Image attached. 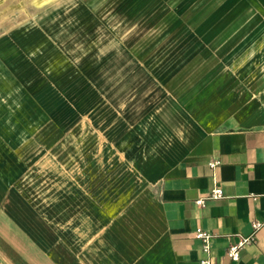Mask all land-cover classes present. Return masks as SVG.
<instances>
[{"label": "crops", "instance_id": "0c3cea01", "mask_svg": "<svg viewBox=\"0 0 264 264\" xmlns=\"http://www.w3.org/2000/svg\"><path fill=\"white\" fill-rule=\"evenodd\" d=\"M14 2L22 7L25 0H0V21ZM68 2L52 3L33 22L0 36V43H7L3 52L13 44L15 51L24 53L13 56V61H26L20 74L0 53L19 78L32 80L36 68L58 62V42L47 38L42 21L64 16V33L71 36L75 10L65 7ZM250 3L252 7L243 9L226 28L215 34L202 30L201 36L215 37L210 45L218 56L203 54L201 60L189 61L174 80H162L152 109L136 115L138 121L130 130H120L125 134L121 140L100 143L98 156L90 158L95 160V178L83 173L80 204L71 203L75 192L69 191L66 220H52L50 240L38 243L42 248L35 264H200L197 227L213 234V264H264V227L255 242L241 249L238 260L226 254L238 234L251 232L253 219H264V0ZM55 23L49 34L59 38L64 33L54 32ZM75 23L88 37L90 16L84 14ZM74 43L61 41L67 52ZM87 63L84 68L91 69ZM59 74L54 71L52 77L70 83L75 79L71 69ZM250 80H256L252 85L261 91L254 98ZM86 95L84 91L81 97ZM131 116L134 120L135 114ZM213 161L216 164L210 166ZM214 186L222 189V197L203 206L195 203Z\"/></svg>", "mask_w": 264, "mask_h": 264}, {"label": "rangeland", "instance_id": "374dc122", "mask_svg": "<svg viewBox=\"0 0 264 264\" xmlns=\"http://www.w3.org/2000/svg\"><path fill=\"white\" fill-rule=\"evenodd\" d=\"M56 1L36 5L25 0L22 7L14 2L0 21V36L33 22ZM209 1L71 0L64 5L75 10L71 36L64 33V16L42 21L47 38L58 42V62L39 66L31 80L19 78L0 58V264H35L38 243L50 240L52 220H66L69 191L75 192L71 203L80 204L83 173L95 178L90 158L98 156L100 143L121 140L120 130H130L136 115L152 109L162 80H174L203 54L218 56L210 45L215 37L201 36L202 30L215 34L252 7L250 0H218L213 6ZM84 14L91 20L88 37L75 23ZM54 23V32L64 33L59 38L49 34ZM67 38L75 42L69 52L61 45ZM4 44L1 56L20 74L26 61H13V56L22 50L9 44L3 52ZM85 61L91 69L84 68ZM68 68L75 73L73 82L52 77ZM254 81L249 85L253 98L261 93Z\"/></svg>", "mask_w": 264, "mask_h": 264}, {"label": "built area", "instance_id": "2783aa9c", "mask_svg": "<svg viewBox=\"0 0 264 264\" xmlns=\"http://www.w3.org/2000/svg\"><path fill=\"white\" fill-rule=\"evenodd\" d=\"M216 161L209 162L210 166H214ZM223 196V191L219 186H214L205 192L204 195L198 197L195 203L198 205H205L206 201L209 199H216ZM252 230L248 234H238L237 239L231 242L226 250L228 258L232 261H236L240 257V251L246 245L252 244L256 240V234L260 228L264 227V219L257 220L253 219L251 221ZM194 236L200 240V246L202 251V257L199 259L200 264H213L211 256V245L210 240L213 234L201 227H197L194 230Z\"/></svg>", "mask_w": 264, "mask_h": 264}, {"label": "bare ground", "instance_id": "6f19581e", "mask_svg": "<svg viewBox=\"0 0 264 264\" xmlns=\"http://www.w3.org/2000/svg\"><path fill=\"white\" fill-rule=\"evenodd\" d=\"M35 2V1H34ZM36 3V2H35ZM67 9V8H66ZM64 12V11H63ZM20 14V13H19ZM68 19V18H67ZM31 24V23H30ZM80 28V27H79Z\"/></svg>", "mask_w": 264, "mask_h": 264}]
</instances>
